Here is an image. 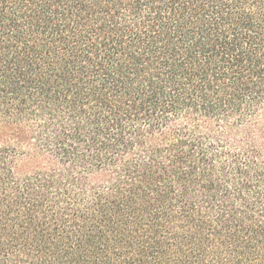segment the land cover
I'll return each mask as SVG.
<instances>
[{
  "label": "trees",
  "instance_id": "16d2710c",
  "mask_svg": "<svg viewBox=\"0 0 264 264\" xmlns=\"http://www.w3.org/2000/svg\"><path fill=\"white\" fill-rule=\"evenodd\" d=\"M0 264H264V0H0Z\"/></svg>",
  "mask_w": 264,
  "mask_h": 264
}]
</instances>
